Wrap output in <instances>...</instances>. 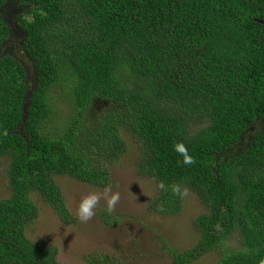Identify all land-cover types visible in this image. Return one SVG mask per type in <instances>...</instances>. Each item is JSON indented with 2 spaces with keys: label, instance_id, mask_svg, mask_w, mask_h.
<instances>
[{
  "label": "trees",
  "instance_id": "1",
  "mask_svg": "<svg viewBox=\"0 0 264 264\" xmlns=\"http://www.w3.org/2000/svg\"><path fill=\"white\" fill-rule=\"evenodd\" d=\"M73 106L49 128L48 91ZM93 100L102 109L93 110ZM137 143L134 170L154 179L151 211L178 214L191 190L204 206L188 264L264 260V0H0V264H64L25 230L37 194L70 224L53 175L105 187L107 166ZM183 143L194 163L174 150ZM165 183L167 191L158 187ZM237 246L228 245L230 238ZM108 257L88 264H109Z\"/></svg>",
  "mask_w": 264,
  "mask_h": 264
},
{
  "label": "rangeland",
  "instance_id": "2",
  "mask_svg": "<svg viewBox=\"0 0 264 264\" xmlns=\"http://www.w3.org/2000/svg\"><path fill=\"white\" fill-rule=\"evenodd\" d=\"M48 95L51 114L46 125L52 128L69 117L73 106L60 86L51 87ZM100 102L93 100L91 113L102 109ZM122 135L126 150L107 166L109 173L105 187L110 186L112 192L120 193V200L111 213L102 198L95 215L87 222H81L77 213L80 201L91 192H103L105 187L69 175L56 174L53 179L74 218L72 223H63L37 194L31 195L38 215L27 225L25 233L33 242L55 245L56 257L61 263L88 264L91 257L106 256L109 264H176L168 252L187 250L198 239L193 220L205 209L197 196L183 188L187 189V194L183 195L178 214L151 211L148 200L155 194L157 183L134 170L137 143L127 131H122ZM8 162L7 158H0V198L10 194ZM227 243L239 247L235 237ZM218 258V254L210 250L188 264H215Z\"/></svg>",
  "mask_w": 264,
  "mask_h": 264
},
{
  "label": "clouds",
  "instance_id": "3",
  "mask_svg": "<svg viewBox=\"0 0 264 264\" xmlns=\"http://www.w3.org/2000/svg\"><path fill=\"white\" fill-rule=\"evenodd\" d=\"M174 150L181 154L183 157L182 163L184 165H190L194 163L192 156L189 154L188 148L183 143H177L174 146ZM158 187L161 190L167 191L165 183L160 181ZM171 191L174 194L186 195L187 189H181L179 184L170 185ZM104 199L107 205V211L111 213L118 201L120 200L119 192H112L111 187H105L103 192H91L86 195L78 205V216L81 222H87L95 215V209L99 205L100 200ZM260 264H264V260H261Z\"/></svg>",
  "mask_w": 264,
  "mask_h": 264
}]
</instances>
